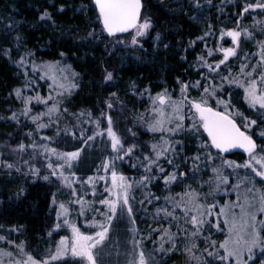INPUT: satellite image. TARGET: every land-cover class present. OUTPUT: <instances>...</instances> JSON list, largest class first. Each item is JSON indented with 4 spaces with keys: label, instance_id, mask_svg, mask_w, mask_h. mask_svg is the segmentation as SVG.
<instances>
[{
    "label": "trees",
    "instance_id": "16d2710c",
    "mask_svg": "<svg viewBox=\"0 0 264 264\" xmlns=\"http://www.w3.org/2000/svg\"><path fill=\"white\" fill-rule=\"evenodd\" d=\"M248 2L255 3L256 0H248ZM143 4L142 13L151 18L152 27L143 39L142 47L131 48L116 46L111 42L112 39L124 34L110 36L103 32L98 39L89 35L93 28L101 30L100 24L96 22L97 11L91 0H0V160L16 165V168L9 169L0 164V226H3L0 228V235L8 236L9 240H15L17 243L23 241L25 251L37 259L46 257L49 254L48 250H53L55 243L64 234L63 229H59L49 235V231L54 228L57 221L56 205L53 203L55 180L33 178L32 174H28V169L20 164L22 153L24 158L27 156L28 147L23 151H13L15 145L20 142L25 145H30L32 141L37 143L41 134H46L54 135L52 146L58 150L80 148L84 146L86 139L80 135L79 130L71 128L70 124L76 122L78 126L79 123L85 124L89 120L86 110L91 111L92 119L100 117L101 112L108 114L107 102L110 99L115 100L121 105L124 113L119 117L118 112L110 115L115 117L117 130L124 139L125 146L132 143L140 145L139 149L126 157V163L123 161L120 165L122 167L125 164L123 170L129 177L139 179L145 173L137 157L142 160V151L148 152L149 142L159 138L158 134L152 133L139 120L142 115L145 120L150 118L145 112L146 109L150 111L152 107L149 92L154 96L167 88L174 97H178L180 81L201 80V73L207 75L209 70L203 66L197 67L195 63L198 55H204L209 62L222 59L223 54L218 52L208 56L205 44L210 48H215L218 43L225 47L231 46V38L225 36L221 39L219 33L221 29L236 26L238 14L244 8L245 0H199V2L143 0ZM61 5H64L63 9ZM45 10L51 16L41 19V14ZM254 19L264 20V10L252 9L240 20V26L249 27V30L255 33V39L241 37L238 57H230L226 66L232 70L233 75L239 72L241 63L254 64L256 60L252 54L257 52L256 40L260 37V27L253 26ZM210 26L214 34L205 37L204 40H198L197 38L203 36ZM17 36L21 37L19 42ZM192 41L195 43H191ZM29 50L34 53L33 56L27 57L29 60L41 64L59 61L62 65H70L71 71L78 73L74 79L79 87L74 89L71 95L66 94L61 97L63 108H66L67 112L54 113L50 118V127L39 131L36 130V122L22 114L23 104L13 91L24 84L26 79L23 71L14 61ZM61 53L64 55L62 56ZM246 54L251 59L245 61ZM28 67L31 69L30 64ZM226 67L221 65L218 70L220 75L228 74ZM108 71L113 73L111 80H105ZM29 75L35 81L34 90L26 89L24 94L35 95L36 92H40L41 95H48V84H50L48 77L39 79L38 77L43 75L40 69L36 72L29 71ZM212 77L211 82H220L215 73ZM205 83L209 81L203 80L202 87ZM202 87L200 90L189 91L192 96L198 97ZM111 93H116V96H111ZM227 93L234 96L232 102L235 108H239L252 119L258 118L257 111L250 108L244 100L241 87L226 84L225 98ZM52 94L55 95V92L53 91ZM210 102L214 105L215 98H211ZM32 105L33 114L46 111V106L41 102L33 101ZM13 111L17 112L19 122L11 119ZM82 111H85V115L79 118L72 115ZM103 119L104 117H100L101 121ZM63 121L67 124L66 128L62 127ZM41 122L48 123L49 117H43ZM57 129L60 130L59 134ZM29 131H32V136L27 134ZM131 133H136V136H131ZM202 138H206L204 133ZM174 139L185 140L184 155H191L198 150L203 151L198 149V140L188 141L184 136H177ZM86 145L83 155L85 158L90 157V160H86L89 168L80 170L82 156L72 165V169L81 178L94 171L96 163L99 164L108 153L99 143ZM212 152L215 155L218 151L212 149ZM221 155L241 161L244 153L234 151ZM181 160L183 156L177 158L175 163L180 164ZM35 162L37 159L34 160ZM162 163L167 174L171 168L166 161L162 160ZM191 163L192 161H188L180 168V171L188 173V179L183 180L182 183L169 185L166 188L160 176L153 179L147 187L139 184L134 187L135 199L132 203L135 211V227L147 237L148 240H144L143 247L149 252L152 241L157 239L159 233L153 232L148 237L149 226L155 228L158 221L161 226L167 227L170 222L163 217V214L160 217L153 215L157 208L168 206L164 197L171 193L179 199L177 194L185 192L187 185H191L201 193L207 190L198 186L197 179L191 172ZM116 165L118 166V163ZM207 167L202 165L201 170L196 174L202 175L207 172ZM152 171L155 176L157 170L153 168ZM149 193L160 199H152V202L148 203ZM231 195L230 192L218 195L217 201L223 204L225 198ZM139 200L144 203L141 204ZM169 210L171 211L170 207ZM176 211H180L182 215L181 209ZM16 228L19 230L17 231ZM175 229L173 226L172 230ZM212 236L222 237L221 233H212ZM198 242L200 249H204L205 243L202 240ZM6 245L9 246L8 243ZM153 258L156 264H188L187 254L181 247ZM78 260L66 257L49 261V264H77Z\"/></svg>",
    "mask_w": 264,
    "mask_h": 264
},
{
    "label": "snow or ice",
    "instance_id": "6c2138e0",
    "mask_svg": "<svg viewBox=\"0 0 264 264\" xmlns=\"http://www.w3.org/2000/svg\"><path fill=\"white\" fill-rule=\"evenodd\" d=\"M94 4L98 10L96 22L100 24L101 31L110 36L127 33L131 43L138 44L140 42L138 37H143L152 27L151 18L142 13L143 0H94ZM61 8L63 9L64 5H61ZM252 9L264 10V0H256L255 3L245 0L244 8L238 14L236 26L221 29L220 38L230 37L231 46L225 47L218 43L215 48H210L205 44L208 56L214 52L223 55L222 59L212 62H209L204 55H198L195 62L197 67L203 66L209 70L207 75L201 73V80L180 81L178 97H174L167 88L157 92L154 96L149 92L152 107L150 111L146 109L145 112L150 118L145 120L142 115L139 120L152 133L158 134L159 138H154L149 142L148 152L142 151V160L137 157L139 165L143 167L145 173L139 179L129 177L118 171L116 161L123 160L125 156L134 153L140 148V145L132 143L125 147L124 139L113 127L112 116L104 112L100 113V117L106 116V129L101 128L100 117L92 119L91 111L86 110L89 116L87 122L95 124V130L84 143L87 144L97 135L106 133L110 138L111 148L115 155L103 161L97 169V174L87 176L86 181L77 176L76 172L71 171L72 162L79 159L83 148L62 152L48 144H37L35 141L27 146L33 150L38 148L43 150L45 159L48 161L47 167L51 170L50 174L59 177L63 185L72 189L73 195L76 197L75 203L80 205V214L83 215L89 209L93 213L92 219H85L84 223L90 227L94 226L95 230L84 231L74 221L66 218L61 220V217L68 215L70 211L68 204L71 201L68 204L60 201L59 211H57L58 222L54 228H60L62 224L68 225L71 228V237L61 236L59 242L54 245V251L49 249V254L38 260L31 253L25 251L23 241L17 243L15 240H9L8 236L0 235V241L14 245L21 253L20 258L13 259L16 253L8 249H0V264H49V261L68 255L79 258L77 264H105L103 259L106 254L105 248L108 247L109 241L113 240L111 233L115 230L113 222L125 217L133 224L132 250L127 253L131 258L126 261V264H156L152 253L147 252L143 247V240L146 237L135 227L132 203L135 199L132 195L134 186L139 184L147 187L153 179L162 176L167 188L169 185L182 183L183 180L188 179V173L180 171V168L185 166L188 161H192L191 172L194 176L201 170L202 165L207 167L209 164H215L216 160H219L220 163L212 167L211 171L214 175L205 183L215 184V190L218 191L222 185L228 184L232 174H236L237 182L232 185V188L238 190L243 186V194L241 195L238 191L235 202L221 205L214 200L211 188L208 193H201L191 185H187L185 192L177 194L179 199L171 193L164 197L168 206L157 208L153 215L160 217L163 214V217L169 219L170 223L167 227H163L157 221L155 228L149 226L148 237L153 232L158 231L160 233L158 241H153V244L158 243L161 251L171 252L178 249L179 244L183 243V251L188 254L190 259H194L196 264H209V262L210 264H255L256 259L264 256V144L258 145L256 139L249 133L253 125H258L257 119H252L239 108H235L232 102L234 96L231 93H227V98L224 95L226 84L241 87L244 100L247 101L250 108L257 109L256 115L260 122L264 123V40H256L257 53L252 54L256 57V63H241L239 72L235 75L230 68L226 67L230 57H238L242 36L255 39V33L250 31L249 27L240 26V20L244 14ZM50 16L51 14L45 10L41 14V19L50 18ZM252 24L260 27V31L264 32V20L254 19ZM92 34L89 33V35ZM213 34L210 26L208 31L197 39L204 40L205 37ZM16 39L19 42L21 37L17 36ZM191 43H195V41ZM33 55L34 53L29 50L14 61L23 71L26 79L24 84L16 87L13 91L23 104L22 114L36 122V130L39 131L49 126L50 118L54 113L67 112V109L63 108L61 97L66 94L71 95L72 91L79 85L74 79L78 73L71 71L70 65H62L59 61L41 64L36 63L35 60L27 59ZM61 55L63 56L64 53ZM249 59L251 57L246 54L244 60ZM29 64L31 69L28 67ZM221 65H225L227 75L219 74L218 70H220ZM37 69L43 73L38 77L39 79H45L50 75L52 83L48 84L49 93L48 95H41L40 92H36L35 95H25L24 90H34L35 81L29 75V71L36 72ZM213 73L219 77V83L211 82ZM112 76L113 73L108 71L105 80H111ZM177 79L179 80V77ZM203 80L209 81V83L203 84L202 87ZM201 87L202 91L198 97L191 95L190 89L200 90ZM53 91L55 95L52 94ZM145 91L148 90L145 89ZM110 95L116 96V93ZM213 97L215 98L214 105L210 102ZM33 101L43 103L46 106V111L33 114ZM107 104L109 108L113 107L111 100ZM72 115L79 118V116L85 115V111ZM45 116L49 117L48 123L41 122ZM11 119L19 122L17 112L11 113ZM59 131L57 129L58 134ZM203 133L207 134L206 138H202ZM27 134L32 136V131ZM80 135L82 137L85 135L83 130ZM135 135L136 133H133V136ZM177 136H184L188 141L198 140V149H203V151L198 150L191 155H184L185 140L174 139ZM259 138L264 140V131L259 133ZM43 139L51 141L53 137H43ZM25 148V143L20 142L15 145L13 151H23ZM213 148L219 150L215 155L212 152ZM235 148L244 149L249 154V158L242 165L236 160L225 159L221 155V153H228L230 149ZM48 153L56 155L62 162L53 164L50 156L47 155ZM181 156H183V160L180 164H176L175 160ZM162 160L166 161L168 167L171 168L167 174H165L166 168L163 166ZM23 163L28 164V161L25 160ZM0 164L9 169L16 168L15 164L6 160H0ZM65 167L68 168L67 174ZM153 168L157 170L155 176L153 175ZM241 168L251 169V171L246 172L241 177L237 172ZM30 169L34 176L40 172V169L35 168L34 165L30 166ZM101 169H103L104 175L99 174ZM225 169H232V173L225 174ZM109 175L110 184L105 189L107 195L98 201L100 205L105 206V211L101 212L100 209L94 207L97 201L85 199L88 195L87 192L80 194L77 191L74 179L80 182L81 187L91 186V192L95 196L97 183L107 180ZM257 177L261 180L260 187H257ZM43 178L48 180L49 176L45 175ZM224 190L227 191V188ZM149 197L148 203H151L152 199H160L153 193H149ZM209 199H213L214 202L208 203ZM53 203H57L55 194H53ZM140 203L143 204L144 202L140 201ZM177 209L182 210V215L177 214ZM97 215H99V219H97ZM221 217H223V224L227 225L228 235L222 241L213 240L212 228L221 229ZM173 226H175L176 231L172 230ZM2 227L0 226V228ZM16 230L19 229L16 228ZM205 232L208 233L207 236L204 235ZM49 235H51V230ZM137 236L140 238L137 239ZM200 240L206 243L208 247L201 250L198 243ZM165 242L171 244V247L166 249ZM113 246L118 248L119 243L113 241ZM256 249L261 250L259 256L256 255ZM197 251L202 254L197 255ZM261 264H264V259H261Z\"/></svg>",
    "mask_w": 264,
    "mask_h": 264
},
{
    "label": "rangeland",
    "instance_id": "374dc122",
    "mask_svg": "<svg viewBox=\"0 0 264 264\" xmlns=\"http://www.w3.org/2000/svg\"><path fill=\"white\" fill-rule=\"evenodd\" d=\"M148 31H147V33H148ZM91 33H93L92 35H90L91 37H96L98 39L99 36H101V34L103 32L100 29L97 30V28H93V29H91ZM147 33L143 37H138V39L140 41L138 44H132L130 36L128 34H124V36L116 37V38L112 39L111 42L114 45H116V46L138 48V47H142L143 39L146 38ZM259 35H260L259 40H264V33L259 31ZM255 53H257V52H255ZM254 63H256V60L254 61ZM48 79H49L50 83H52L50 75H49ZM112 104H113L112 108L107 107L108 110H109L108 115H110L111 113L116 114L117 112H118V117L123 115L124 111H123L121 105L115 100H112ZM107 106H108V104H107ZM252 109H254V108H252ZM254 110L257 111V109H254ZM112 118H113V127L117 131V133L119 134L120 132H118L117 127H116L115 117L112 116ZM256 119L258 121V125H253V128L249 130V133L253 135V138L256 139L257 144L260 145V144H264V140H261L259 138V133L261 131H264V123H261L259 118H256ZM238 122H240L239 119H238ZM76 123H74L72 125L70 124V127L73 128V129L79 130L80 132L83 130L84 133H85V135H84L85 139H87L88 136H91L93 134V131L95 130V124H90V123L86 122L85 124L84 123L83 124L79 123V126H78ZM66 126H67V124L65 123V121H63L62 122V127L66 128ZM101 128L102 129H106L107 128L106 116L101 121ZM131 134H132L131 136H133V133H131ZM43 137H53V140L46 141L45 139H43ZM54 140H55L54 139V135L48 136L46 134H41L40 139L38 140L37 144H48L50 147H53L52 145H53V141ZM32 143H33V141H32ZM92 143H99L100 146L103 149L105 148L108 153H107L106 156H104L103 159H101L99 161V164L96 163L95 170L92 171L91 173H89L87 176L96 175L97 174V169L100 167L101 163L103 161H105L107 158L115 155V153L113 152V150L111 148L110 138L107 136L106 133H104L102 135H97L95 137V139H93L91 141H88L87 144H92ZM27 146L28 145H26V147ZM86 146L87 145L84 144V146L80 147V148H83V150L81 151V154H80V156H82V159H81V163L79 164V167H80V170H83V171L87 170L89 168V163H86V160L87 159L90 160V157L85 158V156L83 155L84 154V149H85ZM125 147H127V146H125ZM74 150H75V148L68 149L67 151H62V152H68V151H74ZM59 151H61V150H59ZM47 155L50 156L51 161H52L53 164L58 163V162H62L56 155H53L51 153H48ZM126 157L127 156H125L123 158V160H117L116 161V164L118 163V166L116 165L117 166V170L123 172L125 175H127L124 172V170H123V167L125 166V164L122 167H121L120 164H122L123 161L126 163V161H127ZM223 157L225 159H228L225 156H223ZM248 158H249V154L247 152H245L244 155H243V159L241 161H237V162L242 165L244 163V161H246ZM21 159L22 160L20 161V164L22 166H25V168L28 169V171H29L28 174H32L31 176L33 178H37V177L43 178L45 175H48L49 176L48 180H50V179H52V180L54 179L55 180V183H54L55 184L54 185L55 189H54L53 193L55 194V199L57 201V203H55V205H56V216H57V211H59V202L63 201L66 204H68V202L71 201V203L68 204V207L70 209L68 215L66 217H61V220L66 218V219H69L71 221H74L78 225H80L82 230H84V231L95 230L94 226L90 227L89 225H86L84 223L85 219H88V220L92 219L93 213L89 209V210H86V212L83 215L80 214V212H79L80 205L75 203L76 197L73 195L72 189H70L66 185H63L62 182H61V179L59 177L52 176L50 174L51 170L47 167L48 161L45 159V154L43 153L42 149L38 148V149L33 150L31 147H28L27 156L24 158L23 153H22V158ZM36 159H37V162L34 163V160H36ZM25 160L28 161V164H24L23 163V161H25ZM76 162H77V160L73 161L72 165L76 164ZM219 163H220V161L216 160L214 165L212 164L211 166H208L206 168L207 172L203 173L202 175L195 174L194 177L197 179L196 181H197L198 186L200 188H202V187L207 188V190H204L202 193H208L210 191V188H211L212 196L214 197L215 201H217V196L218 195L230 192L232 195L227 197V198H225L223 204H226L228 202H235L237 200V192L239 191V193L241 195L243 194V186L240 189H238V190L232 188V185L236 184V182H237L236 174H232L230 176V180H229L228 184L227 185H222L220 190H218V191L215 190V184L209 185L208 183H205V182H208L210 180V178L213 177V175H214L212 173V171H211L212 167H215V166L219 165ZM33 165L35 166V168H39L40 169V172L38 174H36L35 176L33 175L32 170L30 169V166H33ZM119 165H120V168H119ZM76 169L78 171L77 166H76ZM71 171H74V169H71ZM250 171H251V169H243V168L237 170L239 176H241V177H243L246 174V172H250ZM65 172L67 174V172H68V168L67 167H65ZM229 173H232V169H225V174H229ZM99 174L100 175H104L103 169H101ZM77 176H78V174H77ZM87 176L83 177L82 179L86 181ZM74 183L76 185L77 191L80 194H83L84 192L88 193V195L85 197L86 200H88V201H93V200L97 201L94 204V207L100 209L101 212L105 211V206L100 205L98 203V201L100 199L105 198V196L107 195L105 189H106V186L108 184H110V175H109V178L107 180L99 181L97 183V185H96L97 192H96L95 196L91 192V186L81 187L80 182L79 181H75V179H74ZM136 186L137 185H135L134 187H136ZM260 186H261V180H260L259 177H257V187H260ZM225 188H227V191L224 190ZM132 195H133V193H132ZM214 200L213 199H209L207 202L208 203H213ZM138 202H140V200ZM223 204H221V205H223ZM134 213H135V211H134ZM134 213H133V215H134ZM177 214L181 215L180 211L177 212ZM99 218H100L99 215H97V219H99ZM165 219H167V218H165ZM222 221H223V217H221V229L217 230L214 227L212 228L213 229L212 233H214V234H220L221 233L222 237L215 238L214 236H212L213 240L222 241L224 239V237L226 235H228L227 225L223 224ZM57 222L58 221H56V223ZM113 224H114V229H115L111 233V235L113 237V240L109 241L108 247L105 248V253L106 254L103 257V259L105 260V264H126V261L130 258V256L127 253L131 252V250H132L131 239H132L133 224L130 223L129 220L126 217L123 218V219H120V220H114ZM59 229H63L64 234L62 236L71 237V228L68 225H63L62 224V226L60 228L51 229V232L59 230ZM173 231H176V229L173 230ZM204 235L207 236V234H204ZM159 236H160V233L157 234V239L155 241H158ZM136 238L139 239L140 237L137 236ZM59 240H58V242H59ZM144 240L147 241L148 240L147 237ZM144 240H143V244L145 243ZM113 241H117L119 243V247L118 248L113 246ZM144 246H145V244H144ZM204 246H205V248L208 247V245L206 243L204 244ZM170 247H171V244L165 242V248L167 249V248H170ZM179 247H181L183 249L184 248V244L180 243ZM150 248H151L150 253H152L153 256H156L158 254L166 252V251H161L159 249L158 243L156 245H154L153 241L151 243V247ZM0 249H8V250L13 251L14 253H16V255L13 257V259L21 257V253L16 249V247L11 246L10 244H9V246H7L4 241H0ZM53 251H54V248H53ZM153 251H154V253H153ZM260 251H261L260 249H256V255L257 256L260 255ZM200 253L201 252H196L197 255H201L202 254V253L201 254ZM66 257L77 258V257H73L71 255H68V256L60 257L57 260L65 259ZM43 258H45V257H43ZM77 259H79V258H77ZM261 259H264V256H261L260 259H256L255 260V264H261ZM38 260H40V259H38ZM187 261H188V264H196V261L194 259H190L188 254H187ZM159 264H161V263H159Z\"/></svg>",
    "mask_w": 264,
    "mask_h": 264
},
{
    "label": "water",
    "instance_id": "95a60500",
    "mask_svg": "<svg viewBox=\"0 0 264 264\" xmlns=\"http://www.w3.org/2000/svg\"><path fill=\"white\" fill-rule=\"evenodd\" d=\"M92 2H93V4H94V0H91ZM94 7H95V4H94ZM95 9H96V7H95ZM96 11H98L97 9H96ZM106 33V32H105ZM107 34V33H106ZM126 34V33H125ZM117 35H119V34H117ZM205 134V136L207 137V134L206 133H204ZM214 149V148H213ZM214 150H216V149H214ZM216 151H219V150H216ZM234 151H240V152H246L244 149H241V148H235V149H230L229 150V152L228 153H231V152H234ZM224 154H226V153H224Z\"/></svg>",
    "mask_w": 264,
    "mask_h": 264
}]
</instances>
